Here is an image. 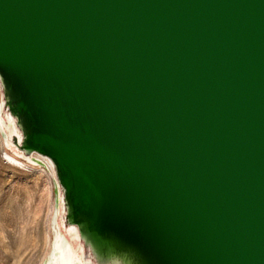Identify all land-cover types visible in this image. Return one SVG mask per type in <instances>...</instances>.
<instances>
[{
    "label": "water",
    "instance_id": "water-1",
    "mask_svg": "<svg viewBox=\"0 0 264 264\" xmlns=\"http://www.w3.org/2000/svg\"><path fill=\"white\" fill-rule=\"evenodd\" d=\"M0 84L96 264H264V0H0Z\"/></svg>",
    "mask_w": 264,
    "mask_h": 264
},
{
    "label": "rangeland",
    "instance_id": "rangeland-1",
    "mask_svg": "<svg viewBox=\"0 0 264 264\" xmlns=\"http://www.w3.org/2000/svg\"><path fill=\"white\" fill-rule=\"evenodd\" d=\"M0 97L3 99V115L6 119H12L17 131L13 134L17 137V143L13 136L9 139L12 147L23 152L25 157L33 158V161L23 159L24 165L10 164L4 156L6 148L0 134V264H41L49 249L55 215V189L50 173V159L36 151L22 148L18 139V134H21L19 125L7 107L1 84ZM67 213L61 195L60 210L55 216L59 230L68 236V228L74 226L85 256L92 259V264H96L79 226L69 221Z\"/></svg>",
    "mask_w": 264,
    "mask_h": 264
},
{
    "label": "bare ground",
    "instance_id": "bare-ground-1",
    "mask_svg": "<svg viewBox=\"0 0 264 264\" xmlns=\"http://www.w3.org/2000/svg\"><path fill=\"white\" fill-rule=\"evenodd\" d=\"M3 99L0 97V134L2 135V143L6 148L4 150V156L6 160L12 165H24L23 159L32 160V157H25L23 152L12 147L10 143V137L16 133V128L12 119H6L3 115ZM18 139L21 142L22 136L18 134ZM18 141V140H17ZM11 152H9V150ZM33 161V160H32ZM50 173L53 178V185L55 189V215L52 221V237L49 242L48 252L41 264H92V259L89 260L78 243L77 230L74 226L68 228L69 237L64 235L58 228L55 222V216L60 210L61 195L59 183L52 168V162L49 160ZM91 254V253H90ZM104 264H132L128 259H122L120 257H112L105 261Z\"/></svg>",
    "mask_w": 264,
    "mask_h": 264
}]
</instances>
